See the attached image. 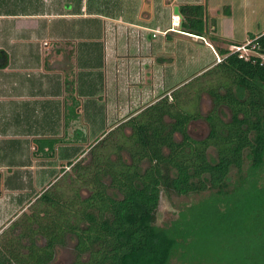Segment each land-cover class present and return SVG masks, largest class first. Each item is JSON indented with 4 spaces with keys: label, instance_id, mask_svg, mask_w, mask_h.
<instances>
[{
    "label": "trees",
    "instance_id": "1",
    "mask_svg": "<svg viewBox=\"0 0 264 264\" xmlns=\"http://www.w3.org/2000/svg\"><path fill=\"white\" fill-rule=\"evenodd\" d=\"M178 10L182 30L215 42L220 62L103 132L90 165H73L83 153L76 148L62 177L1 233L0 264H51L68 239L71 264H264V35L251 36L245 59L216 44L224 41L211 35L216 20L205 1ZM5 64L0 50V69ZM203 94L211 101L205 116L197 106ZM199 118L207 135L193 139L188 125ZM76 139L86 141L82 132ZM56 142L38 141L34 154L53 158ZM61 179L77 187L66 192ZM204 192L166 229L154 224L163 197Z\"/></svg>",
    "mask_w": 264,
    "mask_h": 264
},
{
    "label": "crops",
    "instance_id": "2",
    "mask_svg": "<svg viewBox=\"0 0 264 264\" xmlns=\"http://www.w3.org/2000/svg\"><path fill=\"white\" fill-rule=\"evenodd\" d=\"M184 4L201 1L0 0V50L6 55L0 69V234L13 207L11 194L28 169L22 149L31 147V155L43 159L34 154L38 141L59 140L55 156L46 159L67 163L91 133L112 129L131 67L139 79L132 87L143 84L142 95L159 90L158 83L169 87L172 66L163 65L176 59L166 40L155 44L154 35L188 38L213 54L206 38L172 24L174 7ZM78 132L85 142H77Z\"/></svg>",
    "mask_w": 264,
    "mask_h": 264
},
{
    "label": "rangeland",
    "instance_id": "3",
    "mask_svg": "<svg viewBox=\"0 0 264 264\" xmlns=\"http://www.w3.org/2000/svg\"><path fill=\"white\" fill-rule=\"evenodd\" d=\"M198 1H201V4L204 3V1L206 2L208 16L210 18H215L216 20L215 32L211 33V35H215L216 37H219L224 41L223 43H216L218 46L232 49L230 45H245L250 41L251 36L257 37L264 35V0ZM144 7L147 8L146 5H144ZM228 9L230 11L229 14L226 13V11L228 12ZM177 27H180V22ZM212 29L213 27L211 24L210 30L212 31ZM154 37L155 38L153 42H156L155 44H159L160 41L163 42L166 40V44L164 45L169 48V52L172 54L173 58L176 59H174L175 62L171 65L167 64L168 61H165L163 65L165 68L172 66V68H168L169 76H171V78L173 79L172 82L169 83V87H163L162 84L158 83L157 87H159V90H153L147 93V97L144 94L143 96L142 93H140V89L142 88L143 84L138 85V87L140 86L139 89H137L138 87L135 89L132 87L136 86L133 83H135V81L136 83H138L139 79L137 76L136 67H131L132 69H129L130 71H128L130 74H128V76L126 74V79L124 80L125 82L123 81L126 95V100L122 102L124 106L122 107V109H119L118 114L112 116V118L114 119V121H110L112 129L106 131L104 136L111 130L115 129L117 125L123 123V120L129 119L133 115L142 111L145 107L151 105V103L156 102L155 100H159L164 95L170 97L169 95L171 91L181 88L184 84L188 83L190 80H193V77L196 76V73L199 70L203 69L202 67L206 66V64H211L210 66L212 67L218 62V54L216 53L214 48L215 42L209 41L208 39H206L207 42L210 43V45H212L214 48V50H212L214 56L207 45H202L197 41H191L188 38L170 34L166 36V38H160V36L158 35H154ZM225 45H227L228 47ZM154 53L155 51H153V54ZM251 54L253 53H250V55ZM262 58L264 59V56H262ZM176 63L178 65L175 67ZM116 71H120V69L116 68ZM162 88L164 89V92L160 93L161 91H163ZM2 92L3 89L1 90V93ZM128 96H130L131 98H129ZM198 101V110L199 112H201V115L204 116L210 110L211 101L205 94H203L202 98ZM225 114L226 115L224 118L227 119L229 116L227 110H225ZM189 129L191 135L194 138L198 139L204 138L207 135L208 131L207 125L202 120L191 123ZM100 134L101 133H99V131L91 133V136L88 138L87 143L78 147V153L83 152L86 145L93 143L96 137L100 136ZM31 151V147H28L25 150H21V153L24 155L23 164L28 169L23 170V180H21L20 182V187L14 189L11 194V197L13 199H11L13 201V207L4 219V225L7 228L12 223V221L17 219V217H19L23 213V211L24 213H29L31 208L28 207L30 206V204L34 202L35 198L43 190L47 189L52 184H54V182L59 180V175H61V168L66 164V162L57 160L55 158L50 160L46 158L37 159L36 157L31 155ZM210 153L213 154V150H210ZM123 156L124 159H127L125 153L123 154ZM66 171L68 172L67 169ZM68 174L70 179L75 177L72 170L69 171ZM65 183L66 186H63L65 185L64 180H60V184L64 187L65 191L68 192L70 191V188L68 187L70 185L68 184V181ZM70 187L76 188L77 185L72 184ZM82 191L86 193L85 190ZM207 195L208 193L206 192L190 196H178L174 193H170L168 197H163L161 199L157 211L158 214L154 219V224L161 229H166L178 218V214L180 213V211L185 210V208L190 204L199 203V201L205 199ZM17 197H20L19 201ZM3 230L4 228L2 229V231ZM74 243V239H70L65 246L56 248V256L53 264H71L74 260Z\"/></svg>",
    "mask_w": 264,
    "mask_h": 264
},
{
    "label": "flooded vegetation",
    "instance_id": "4",
    "mask_svg": "<svg viewBox=\"0 0 264 264\" xmlns=\"http://www.w3.org/2000/svg\"><path fill=\"white\" fill-rule=\"evenodd\" d=\"M211 108V107H210ZM139 113V112H138ZM200 114H201V112H200ZM134 116V115H133ZM205 116V115H204ZM128 120V119H127ZM127 120H123V123H125ZM200 120H202L204 123H205V121L202 119V118H199V119H197V120H195V121H192L191 123H194V122H197V121H200ZM191 123L188 125V133L190 134V136L193 138V139H198V138H194L192 135H191V133H190V129H189V127H190V125H191ZM120 124H122V123H120ZM119 124V125H120ZM206 124V123H205ZM119 125H117V127L119 126ZM128 128H124L123 130H124V132L125 133H128L129 131L127 130ZM208 130V129H207ZM177 137V139L178 140H180V136H176ZM200 139V138H199ZM97 144V142H93V143H91V144H88V145H86V147H85V149H84V151H83V153L76 159V161H74V163H73V165L74 164H76V163H78V162H81V165H83V166H85V165H90L91 164V160H92V156L90 155V152H91V150L93 149V147L95 146ZM123 156V155H122ZM126 157H127V155H126ZM112 158H114V156L112 157ZM115 159V158H114ZM127 159H128V157H127ZM123 160H124V156H123ZM70 168L71 167H65V171H66V169L68 170V172L69 171H71L70 170ZM64 173H61V175H59L60 177H62V175H63ZM58 178V177H57ZM82 190H84V189H81V191H80V195L82 196V197H86L87 195H88V193L89 192H87V190H85L86 191V193H84ZM24 212V211H23ZM18 218V217H17ZM16 220V219H15ZM13 222V221H12ZM70 239H68L67 240V242L69 241ZM75 241V240H74ZM37 243L39 244V245H44L45 244V241H44V239L42 238V237H38L37 238ZM75 244V243H74ZM59 246H57L56 248H58ZM56 248H55V251H54V256H53V261H52V263L51 264H53V262H54V260H55V256H56ZM73 250H74V246H73ZM74 258H75V252H74Z\"/></svg>",
    "mask_w": 264,
    "mask_h": 264
},
{
    "label": "built area",
    "instance_id": "5",
    "mask_svg": "<svg viewBox=\"0 0 264 264\" xmlns=\"http://www.w3.org/2000/svg\"><path fill=\"white\" fill-rule=\"evenodd\" d=\"M176 19L178 20L177 21V25H178L179 22H180V17L177 16V15H173L172 16V24L173 25H175V23H176L175 20ZM231 48H232L231 51L239 53L240 57H243V58L247 59L250 56V53H253V50H254L255 46L252 44L251 41H249L245 45H233V46H231ZM220 60H221V58L218 56L217 57V61L220 62Z\"/></svg>",
    "mask_w": 264,
    "mask_h": 264
},
{
    "label": "water",
    "instance_id": "6",
    "mask_svg": "<svg viewBox=\"0 0 264 264\" xmlns=\"http://www.w3.org/2000/svg\"><path fill=\"white\" fill-rule=\"evenodd\" d=\"M174 15H177V16H179L180 17V13H179V11H178V6H175L174 7Z\"/></svg>",
    "mask_w": 264,
    "mask_h": 264
},
{
    "label": "bare ground",
    "instance_id": "7",
    "mask_svg": "<svg viewBox=\"0 0 264 264\" xmlns=\"http://www.w3.org/2000/svg\"><path fill=\"white\" fill-rule=\"evenodd\" d=\"M177 21H178V20L176 19V20H175V22H176L175 24H176V25H177Z\"/></svg>",
    "mask_w": 264,
    "mask_h": 264
}]
</instances>
